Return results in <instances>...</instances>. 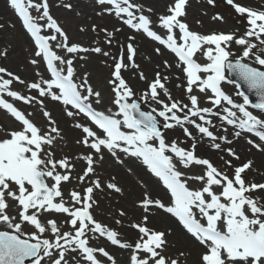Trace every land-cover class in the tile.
<instances>
[{"label": "snow or ice", "instance_id": "6c2138e0", "mask_svg": "<svg viewBox=\"0 0 264 264\" xmlns=\"http://www.w3.org/2000/svg\"><path fill=\"white\" fill-rule=\"evenodd\" d=\"M89 3L115 24H81L95 37L85 45L52 14L82 17L73 0H9L31 42L32 78L0 66V115L12 125L0 123V264H120L117 250L126 264H264V181L249 175L264 172L237 147L264 156V4L223 0L243 32L205 33L189 23L192 0H169L160 13L145 0ZM210 19L226 23L219 12ZM138 37L152 44L147 65L163 57L151 80L136 61ZM95 58L108 69L103 85L80 71ZM69 132L73 155L64 154ZM106 165L137 192L111 223L97 219L100 198L124 197L125 187Z\"/></svg>", "mask_w": 264, "mask_h": 264}, {"label": "bare ground", "instance_id": "6f19581e", "mask_svg": "<svg viewBox=\"0 0 264 264\" xmlns=\"http://www.w3.org/2000/svg\"><path fill=\"white\" fill-rule=\"evenodd\" d=\"M52 2L54 5L55 0H52ZM145 2L149 6L153 7L156 10V12L160 13L165 11V7L169 3V0H145ZM237 2L253 8H258L261 4H264V0H237ZM73 3L84 13L82 17H76L74 14L67 13L65 10L56 8L55 6H53L52 8V14L67 29L71 41L79 42L87 45L95 38L94 34L91 32L80 33L78 31L79 26L83 23H87L89 25L92 23H96L101 27H108L109 29H111L115 24V21L112 20L110 17H104V18L95 17L94 11L92 9L91 4L89 3V0H73ZM201 10L202 9L196 6L194 7L192 6L189 9L188 20L194 30L205 33L213 32V31L235 30L231 26L227 25V23L221 24L219 22H213L210 19V16L202 15ZM88 17H91V19H88ZM196 20L202 21V26H198L195 23ZM107 23H110V26H107ZM0 25L4 26L2 29H0V48L10 45L8 50V58L6 60L0 59V66L7 67L9 70L18 73L24 78L31 79L32 67L27 64V59L32 50L31 42L22 28L21 21L15 15L14 10L10 7L8 0H0ZM128 34H129L128 30L125 29L123 33L118 34V39L124 41ZM101 39H102V35H101ZM137 43L139 44V49H138L139 54L136 58V61L141 65L142 70L145 71V74L148 76L149 80H151L153 77L154 63L156 62L157 59H163V57L161 58L154 57L153 65H147L145 63L143 53L145 52L151 53L152 44L148 41L143 40L140 37H138ZM113 51L115 52V49H113ZM80 71L91 72L92 73L91 79L94 85H103L108 75V69L100 65L98 58H95L92 61L88 62L86 68H82L80 69ZM125 76L129 80V82L133 84L134 87L144 86L142 82L132 79V77L128 73H126ZM174 83L175 82H173L172 85H169V87L172 88L173 95L176 96L179 95L180 92L179 90L174 88ZM226 89L232 91V88L230 87H226ZM244 91L246 93H249L247 92L246 88H244ZM54 114L57 116V118H60L58 110H56ZM0 123H3L6 127L12 126L9 123L8 118L3 115H0ZM61 126L66 127L62 119H61ZM74 139H75V135L69 132L68 145L64 149V154L73 155L80 150L78 146L74 144L73 142ZM237 147H238V151H240L242 156H247L248 158L254 159L255 167L257 169H260L261 172H264V156H262L259 153H253V154L247 153L245 146L243 144H240ZM200 153L203 155L210 156L214 161L218 160V158L214 154L208 152L207 149L204 147H201ZM60 154L61 153L58 150L57 155L59 156ZM106 171L117 173L120 184L125 187L124 197H119L117 194L113 193L111 194L110 197L101 196L100 198L101 211L98 213L97 219L103 220L105 223H111L110 217L114 210L120 207H125L129 210L131 209L132 202L136 198L137 192L135 190L134 180L126 176L122 170L106 165ZM249 175L250 177H254L256 182L258 183L264 181V176H261L255 172H252ZM154 224H156V226L158 227L160 226L158 221H154ZM121 231L124 233V236L128 241H134L136 239V233L133 232L134 230L128 228L127 226L122 228ZM97 243H100V241H97ZM192 250H193V259H194L196 249L193 248ZM114 255H116L120 264H126L127 261L126 252L122 253L119 250H117L114 252Z\"/></svg>", "mask_w": 264, "mask_h": 264}, {"label": "rangeland", "instance_id": "374dc122", "mask_svg": "<svg viewBox=\"0 0 264 264\" xmlns=\"http://www.w3.org/2000/svg\"><path fill=\"white\" fill-rule=\"evenodd\" d=\"M192 6L199 7L202 9L201 11H207L208 16H212L214 13L219 12L221 15L224 16L227 25L231 26L232 28L236 29L237 27L240 28L241 33L244 30V23L242 20H239L234 13V11L229 7L224 5L223 0H217V7L212 8L206 4V0H201L199 4L196 3V0H192ZM113 24V23H112ZM107 26H110V23H107Z\"/></svg>", "mask_w": 264, "mask_h": 264}]
</instances>
